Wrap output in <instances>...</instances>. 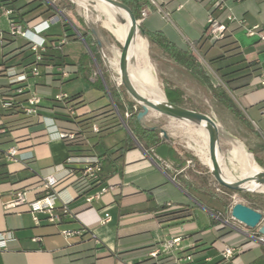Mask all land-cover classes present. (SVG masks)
Wrapping results in <instances>:
<instances>
[{
    "label": "crops",
    "instance_id": "1",
    "mask_svg": "<svg viewBox=\"0 0 264 264\" xmlns=\"http://www.w3.org/2000/svg\"><path fill=\"white\" fill-rule=\"evenodd\" d=\"M227 5L233 15L244 20L243 26L236 21H227V11H210L212 3L204 4L202 0H150V13L141 21V25L146 32L160 31L170 42L184 49L192 47L200 37L210 12L226 25L239 26L233 32V37L244 51L245 58L259 63L261 73L252 78L246 90L231 94V97L264 141V42L256 35H247L244 29V26L255 24L264 28V0L229 1ZM53 22L47 31L50 39H67L61 46L63 61L75 65L84 52L88 53V58L82 67L74 66L67 70L68 76L62 80H58V75L54 74L56 72L51 73L46 69L40 77L28 78L30 88L42 97L40 113L53 117L59 127L57 117L60 114L50 110L52 106L61 105L53 99L58 91L79 95L76 113L80 118L115 109L104 77L93 79L90 76L91 64L97 61L78 36L77 31L83 36L87 34L85 29L74 19L69 20L68 24L60 18L58 23L61 28L54 30ZM89 27L90 43L96 47L98 54L99 51L103 54ZM97 34L101 40V34ZM7 38L13 39L11 45L15 47L22 44L20 38ZM144 38L153 57L169 70V77L166 72H160L163 90L165 87L170 91L182 90L180 96L171 92L172 103L186 102L193 94L197 95L200 85L190 79L188 70L172 63L158 44H150L146 35ZM73 42L81 44V49L71 56L66 47ZM9 48L0 47V62ZM31 61L26 51L5 62L21 70L27 68ZM78 79H85L91 85L86 87L77 83ZM110 80L118 95L117 102L127 111L126 92L115 83L113 73ZM5 85L6 79L0 78V86ZM229 113L236 125L247 127ZM94 134L96 132H91V135ZM126 134L129 133L123 125L122 129L113 130L99 141L94 136L82 144H68L66 139L50 136L45 125L36 119L19 112L0 110V172L7 176L0 181V232L12 233L5 247H0V264H136L148 259L151 249L178 234L183 235V248L160 255L155 260L157 264H214L220 258L219 249L232 243L239 247L234 255L235 264H264V245L248 238L244 229L234 224L233 227L228 226L233 231L222 236L224 230L212 225L216 204H209L200 194L199 176L196 174L202 172L193 163L187 162L183 151L173 140L165 137L147 148L134 142L121 152ZM12 144L18 146L15 161H9L5 154ZM102 153H105L100 158L104 181L81 190L75 185L78 180L68 181L60 190L56 203L59 206L65 202L69 212L61 215L59 220L49 221L45 214L39 213L36 223L27 205L9 211L4 209V204L17 190H24L29 200L44 195L41 177L63 175V170L55 166L64 163L67 157L98 156ZM83 163H75L73 167L79 168ZM165 163L169 166L165 167ZM107 184H114L116 189L86 204L87 196ZM105 213L110 218L102 223ZM63 230H79L80 233L65 237ZM256 248L262 252L260 259L253 254ZM208 249H211V254L206 252ZM186 254H192L193 260L175 261L176 255Z\"/></svg>",
    "mask_w": 264,
    "mask_h": 264
},
{
    "label": "trees",
    "instance_id": "2",
    "mask_svg": "<svg viewBox=\"0 0 264 264\" xmlns=\"http://www.w3.org/2000/svg\"><path fill=\"white\" fill-rule=\"evenodd\" d=\"M123 1L130 5L137 19L140 18L141 7L148 6L150 3V0ZM208 1L209 0H202L204 4H206ZM0 4L10 8L12 10V17L26 27L39 22L44 17H50L55 12L54 8L46 0H0ZM215 9L216 7L214 5L210 7V11ZM238 28L239 26L227 24L220 38L210 37L207 34L205 28L200 37L193 42L192 47L185 49L180 48L174 43L170 42L160 31H145V35L147 36L150 44L156 43L161 47L162 51L172 63L178 64L188 70L187 72L190 79L203 87L213 99L221 103L236 118L247 124L254 132H256V130L253 129L251 122L245 117L231 97V94H236L246 90L249 87L252 78L260 75L261 73V66L259 63L255 60H247L244 56V51L240 48L237 41L233 37V32ZM6 38L3 43V47L10 48L3 53L2 62H5L13 56L23 54L26 51L28 52V56H32V53L29 50V43L24 42L21 45L15 47L11 45L13 44V39ZM88 38V35L85 34L84 39L88 41ZM47 39L49 40V45L46 52L43 54L45 63L48 62L57 66L60 65L66 70H71L74 66L82 67L85 64V59L88 58L87 52H84L80 55V58L75 65L68 64L63 61V55L61 53L58 40H51L48 34ZM88 43L91 52L98 61L96 56V47L89 41ZM54 74L58 75V80H61L59 73L56 72ZM164 91L166 99L171 103L173 100V93L171 92H175V94L179 96L183 94L182 90L180 89H174L173 91H170L167 87H165ZM109 93L112 96L117 109H119L120 106L117 102V93L112 89H109ZM78 96V94L71 95V98L77 99ZM78 103L79 102L75 103V107ZM174 104L184 105L185 102H178ZM190 106L196 110H199V108L194 104H191ZM50 110L58 111L60 114L57 119L60 120L59 127L61 129L75 132V138L73 140H66L68 144H82L87 138L94 136L99 141L107 134L112 133L113 130H120L123 128L119 116L113 108L85 118H80L78 115L75 117H70L63 105L52 106L50 107ZM128 110L130 114L126 121L130 131L136 137V139L140 142H144L143 145L146 148L149 145L157 144L160 141L158 128L156 127L155 129H150L141 126L136 119L137 111H133L131 107ZM92 123H97L99 125L98 131L94 135H91V132H93L91 129ZM132 144H134V142L131 136L126 134L121 147V152ZM104 155L105 153L98 155L99 160L101 157L103 158ZM258 163L262 165L261 160H258ZM3 174L4 173L0 172V181L7 178V176ZM103 181L104 177L101 170L100 174L96 178H82L79 179L75 185L78 190H81L90 184H100ZM220 187L222 190L232 191L223 186ZM237 193L242 194L243 196L249 195L246 191H238ZM216 198L221 202L222 205H225L224 201L218 197ZM228 214L229 212L226 215ZM212 225H217L220 230H224L222 236L230 234L233 231L222 221L214 220ZM136 264H157V262L152 257H149L148 259Z\"/></svg>",
    "mask_w": 264,
    "mask_h": 264
},
{
    "label": "built area",
    "instance_id": "3",
    "mask_svg": "<svg viewBox=\"0 0 264 264\" xmlns=\"http://www.w3.org/2000/svg\"><path fill=\"white\" fill-rule=\"evenodd\" d=\"M229 1L239 0H209L208 3H212L217 10L227 11L225 15V19L227 21H236L238 24L243 26L244 20L233 15L230 6L227 5ZM54 10L57 12H54V14L50 17L42 19L39 22L26 27L12 17V10L10 8L0 4V14L5 16L8 25V32L0 30V47L3 46L6 37H15L29 43V50L32 53L31 63L27 68L25 67L21 70L16 69L15 66L8 65L6 62H0V78H5L8 85L0 86V110L22 113L28 118L36 119L37 121L42 122L50 136H54L58 139L73 140L75 138L74 131L61 129L56 125L53 117H47L40 113V103L42 97L36 91L31 89L29 83L27 82L29 77H38L40 75L41 68H44L51 73H59L61 80L68 76V71L63 66H57L48 62L45 63L43 58V54L46 52L49 45L47 31L50 29L51 23L55 19V15H58L59 11L56 7H54ZM149 13L150 8L148 6L141 7L140 18L138 21H142ZM225 26L226 24L214 16L213 13L210 12L208 14L206 32L210 37L220 38ZM244 29L247 35H256L260 41L264 42V28L261 25L255 24L248 27L244 26ZM31 35L34 36V38H32ZM78 36L80 37L79 34ZM66 41V37L59 38V47L61 48ZM96 44H98L97 41ZM103 59L105 62H110L104 54ZM96 73H100L99 70L98 72H93V75L95 76ZM99 75H101V73ZM114 79L117 85H120L118 75L114 77ZM53 99L63 105L70 117L77 116L75 103L78 102V98L72 99L71 95L66 91H58L53 95ZM136 106L137 104L135 103L132 107L136 108ZM124 114L125 116L129 115L128 111H125ZM98 128L99 125L97 123H92L91 129L93 132H97ZM5 154L9 161H15L18 154V146L16 144H12L8 147ZM78 162L84 163L79 168L73 167V165ZM187 162L190 163L191 160H188ZM168 166L169 165L165 163V167ZM55 168L63 170V175L58 177L53 174H48L41 177L40 180L44 188V195L29 200L26 197V192L24 190H17L13 197L4 204V209L9 211L20 205H27L28 210L32 213V218L36 223L39 221V213L45 214L49 221L59 220L61 215L69 212L65 202H62L59 206L56 203L59 198L60 190L66 185V183H69L68 181L79 180L82 178H96L102 170V164L96 155H74L67 157L64 163L56 165ZM115 189L116 187L114 184L102 186L98 192L85 198L86 204H89L93 198H100L103 193L114 191ZM217 190H219V187H217ZM109 218V214L105 213L101 222L106 223ZM221 221L227 226L233 227L234 221L236 220L231 217L229 209L228 217L223 218ZM243 226L246 227L245 225ZM244 230L246 231L245 233L248 238L264 245V235L259 234L257 228L251 229L246 227ZM79 233V230L62 231V234L65 237ZM10 238H12L11 232L1 231L0 247H5L6 241ZM182 239V234L174 235L173 237L164 240L159 246L151 249L148 254L154 260H157L162 254L180 250L183 248ZM238 249L239 247L234 243L223 245L219 249L220 258L214 264H235L234 255ZM174 259L177 262H183L192 261L193 257L192 254H186L183 256L176 255Z\"/></svg>",
    "mask_w": 264,
    "mask_h": 264
},
{
    "label": "rangeland",
    "instance_id": "4",
    "mask_svg": "<svg viewBox=\"0 0 264 264\" xmlns=\"http://www.w3.org/2000/svg\"><path fill=\"white\" fill-rule=\"evenodd\" d=\"M46 1L53 8L56 7L57 9H59L58 15H55L54 17L55 18L54 19L55 22H53V25H55L53 27L54 30L61 28L60 24L58 23L60 18L62 21H66L67 23L69 20L74 19L77 23H79V25L82 26V28L85 29L86 31L85 33H87L88 36H89L88 27L90 25L94 26L96 31L99 34H101L102 37L100 41L102 44V51L103 54L107 56L110 62L104 61L103 54L101 51H99V54L98 52H96L98 61L96 60L97 61L96 63L91 64L92 71L90 73V76L93 79H99L100 76L104 77V84L106 86V89L108 91L109 89L113 90L112 88L113 83L110 80V75L112 73H113V77H116L118 75L116 65H117L118 55L121 45L104 26V23L107 20V16L104 13H102L99 9H97L96 7L97 1L87 0L89 3L88 8L82 7L78 3V0H46ZM114 26L118 27V24L115 23ZM0 30L3 32H8L7 21L3 14H0ZM90 37L91 36H89L88 38L89 42H90ZM88 41H86L87 44H89ZM20 42L24 43L23 40H20ZM66 49L70 52V55L72 56L74 52L81 49V44L77 42H73V44L69 47H66ZM146 53H147L146 59H143L144 56L143 54L141 55L136 54L132 56L129 62L130 65L129 71H136L137 69H143L144 66V68H147L149 70L148 72L145 73L146 78L150 79L153 83H155V85L164 94V90L159 76H160V72L162 71V72H166V76L169 77V74L167 73L169 70H167V68L163 65V63L158 62L153 57V55L149 50V46L147 42H146ZM99 55L101 59L99 58ZM43 70L44 68H41L40 75L38 77L43 75ZM98 70L101 73V75H99L100 73H96V75L94 76L93 72H98ZM76 81L77 83L85 85L86 87H89L91 85L90 82L85 79H78ZM33 82L34 81L31 80L30 83L33 84ZM118 87H120L121 89H123V91H125V89L122 86L119 85ZM145 88L148 89V85L145 86ZM186 92L190 94L188 91ZM144 95L152 98L148 92L147 94ZM125 104H128V109L131 107L133 111L140 110L138 105L136 106V108L132 107L133 104H135V102L128 95L127 92H126ZM191 104L197 106L199 108V111L201 110L202 112L212 117L219 126L221 132L220 135L221 162L218 159V163L221 166V171L224 176L233 179L235 178L239 179L241 177L250 176L248 172L242 169L243 168L242 152L238 151L237 153H235L236 150L235 148L237 147L235 141H239L240 143H242L244 149L247 152L251 153V156L254 159V161L259 165V167L262 170H264V141L256 132H254L247 124H246L247 126L246 128L243 126L239 127L238 125H236L234 119L229 113V110H227L221 103L215 101L208 94V92L201 86L198 90V94L197 95L193 94L191 98H187L185 104L181 106L192 108L190 106ZM119 106L120 107L117 110L119 112V115L122 117V119L119 117L120 122L122 123V125H124V127L125 125L128 127V123L126 119L129 115L125 116L124 113L126 110H124V107L121 104H119ZM128 109L127 111L130 114ZM146 124L149 126L152 125L157 126L159 130L160 140L164 139L165 137H167L170 140H173L174 143L183 151V154L186 157L187 161L191 160L190 163H193L194 167L202 172L201 174H196L199 176L198 183L201 188L200 194L209 204L211 205L213 203L216 204L215 206L216 208L213 210L214 220L221 221V219L227 218L228 215L226 214L229 212L230 207L236 202L243 203L257 210L262 214L264 218V190H263L264 188L263 187L254 191H246L248 192L249 195L243 196L242 194H239L237 192L222 190V188L216 183V181L210 175V173L208 172V168L206 166L209 157L208 144L204 142V139L207 137L204 136L205 134L199 129V127L195 123L190 122L183 118H171L150 111L146 116ZM240 128L243 130H240ZM160 129L164 130L166 136H164V134L161 132ZM246 136H248V138ZM133 137H134L132 138L133 142L142 145L144 144V142L138 141L134 135ZM258 160L262 161V165L258 163ZM223 162L226 163L224 164ZM245 186L250 187V184L249 183L245 184ZM217 187H219V190H217ZM216 197L224 201L225 205H222L221 202ZM234 224L239 228L242 229L246 228L243 226V224H241L238 221H234ZM206 252L208 254H211L212 251L211 249H208ZM253 254L255 257H259L260 259L262 252L260 248H256L253 251ZM218 259L219 257L216 260ZM207 264H211V263H207Z\"/></svg>",
    "mask_w": 264,
    "mask_h": 264
},
{
    "label": "water",
    "instance_id": "5",
    "mask_svg": "<svg viewBox=\"0 0 264 264\" xmlns=\"http://www.w3.org/2000/svg\"><path fill=\"white\" fill-rule=\"evenodd\" d=\"M103 1L111 4L113 7L124 10L129 18V25L127 27L123 42L120 43L121 48L119 51L118 61H117V74L120 80V85L124 87L128 95L140 108V110L137 111L136 113V119L138 123L143 127L155 129L157 126L155 125L149 126L146 124V116L150 111L171 118L186 119L188 116L193 117L196 120L203 122L209 133L210 153L208 157V163L206 164V166L208 168V172L219 186H223L232 191L238 192V191H254L255 189H249L245 186V184H248L250 182L256 181L258 183L264 184V170L262 169L261 171H259L258 173H256L251 177H241L239 179L227 178L221 173L220 171L221 166L218 164V158L220 157L221 132L218 124L208 114L193 108H188L185 106L171 103L167 99H166L168 104L167 106L158 105L156 103H153L149 99V97H147L138 90V88L133 82V79L129 71V62L131 59V57L129 56V50L135 39L136 34L138 33L141 36L145 37V30L141 25V21H138V19L136 18L134 11L129 4H127L123 0H103ZM89 28H90V32L96 39L98 45L102 47L101 41L98 37L95 27L90 25ZM77 33L80 35L79 38L84 43L86 50L90 53L91 52L90 47L86 43L84 36L80 34L79 31H77ZM113 106L119 115L115 103H113ZM119 117L122 119L120 115ZM125 128L128 131V133L132 136V138H134L132 132L129 130V128L126 125ZM160 130L164 134V136H166L164 130L163 129ZM230 215L236 221L240 222L241 224L245 225L248 228L251 229L257 228L258 233L264 235V218L262 214L257 210L243 203L236 202L230 208Z\"/></svg>",
    "mask_w": 264,
    "mask_h": 264
},
{
    "label": "bare ground",
    "instance_id": "6",
    "mask_svg": "<svg viewBox=\"0 0 264 264\" xmlns=\"http://www.w3.org/2000/svg\"><path fill=\"white\" fill-rule=\"evenodd\" d=\"M96 1H97L96 2L97 9H99L102 13H104L107 16V20L105 21L104 26L107 28V30L114 36V38L119 43H122L124 36H125V33H126V30H127V27L129 25V18L127 16V13L122 9L113 7L111 4H109L103 0H96ZM78 3L82 7L88 8L89 3L87 0H78ZM115 23L118 24V27L114 26ZM31 37L34 38V36H32V35H31ZM136 54H138V55L143 54L144 55L143 59L147 58L146 40L143 36H141L138 33L136 34L135 39H134V41L130 47V50H129V56L131 58L133 55H136ZM141 67H142V65H141ZM148 71L149 70L147 68H144V66H143V69H137L136 71H130V75L133 79L134 84L136 85V87L138 88V90L141 93L147 94V92H148L150 94V96L153 98L152 99L149 97V99L153 103H156V104L161 105V106H167L168 104H167L166 98H165L164 94L162 93V91L155 85V83H153L150 79L146 78L145 73ZM147 85H148V89L145 88V86H147ZM186 119L195 123L199 127V129L205 134L204 136L207 137L204 139V142L208 144V156H209L210 140H209V133L206 129L205 124L199 120H196L193 117H190V116H188ZM235 142H236V146H237L235 148L236 149L235 153H237L238 151L242 152V158H243V160H242V167L243 168L242 169L249 173V175H250L249 177H251V176L255 175L256 173H258L259 171H261V168L259 167V165L252 158L251 153L247 152L244 149L242 143H240L239 141H235ZM218 159L221 162L220 157ZM220 171H221V169H220ZM221 173H222V171H221ZM249 184H250V187H247L249 189L257 190V189H260L262 187L264 188V184L258 183L256 181L250 182ZM261 191H262V189H261Z\"/></svg>",
    "mask_w": 264,
    "mask_h": 264
}]
</instances>
